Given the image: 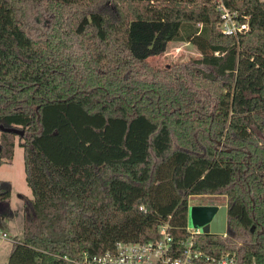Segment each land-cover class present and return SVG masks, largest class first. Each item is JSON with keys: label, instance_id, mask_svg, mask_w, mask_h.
Listing matches in <instances>:
<instances>
[{"label": "trees", "instance_id": "obj_1", "mask_svg": "<svg viewBox=\"0 0 264 264\" xmlns=\"http://www.w3.org/2000/svg\"><path fill=\"white\" fill-rule=\"evenodd\" d=\"M223 2L246 33L219 30L216 0H0V125L24 130L32 192L6 264H66L166 221L186 238L201 194L225 196L227 229L197 246L264 264V0ZM170 41L200 57L152 67ZM15 136L0 130V164Z\"/></svg>", "mask_w": 264, "mask_h": 264}, {"label": "built area", "instance_id": "obj_2", "mask_svg": "<svg viewBox=\"0 0 264 264\" xmlns=\"http://www.w3.org/2000/svg\"><path fill=\"white\" fill-rule=\"evenodd\" d=\"M220 12L219 30L225 35L238 36L249 30V16L238 19L237 13L231 11L223 2L216 0ZM187 237L176 240L170 233L168 221L158 227V237L148 241H116L111 249L92 254L82 251L77 257L63 256L66 264H233L234 254L214 255L197 246L195 236L199 231L189 232ZM223 235H226L223 234ZM1 238H7L5 232Z\"/></svg>", "mask_w": 264, "mask_h": 264}, {"label": "rangeland", "instance_id": "obj_3", "mask_svg": "<svg viewBox=\"0 0 264 264\" xmlns=\"http://www.w3.org/2000/svg\"><path fill=\"white\" fill-rule=\"evenodd\" d=\"M41 19V15H38ZM200 57V52L188 42L170 41L164 52L150 55L148 63L157 69L170 68L178 63L187 62ZM23 139L18 135L14 137V151L11 159L2 158L0 164V180L8 183L10 191L6 202L0 204V264H6L12 242L22 237V203L23 197L32 198V192L27 185L24 172L23 148L20 145ZM224 195L201 194L188 197V205H213L220 207L225 205ZM187 230L189 232L203 233L200 226L187 220ZM5 232L7 238H1V233ZM226 235H222L225 237Z\"/></svg>", "mask_w": 264, "mask_h": 264}, {"label": "water", "instance_id": "obj_4", "mask_svg": "<svg viewBox=\"0 0 264 264\" xmlns=\"http://www.w3.org/2000/svg\"><path fill=\"white\" fill-rule=\"evenodd\" d=\"M0 130L15 133L18 136L24 134V130L15 126L0 125ZM187 218L195 225L200 226L206 234L223 235L226 233L227 206L215 207L213 205L188 206Z\"/></svg>", "mask_w": 264, "mask_h": 264}, {"label": "crops", "instance_id": "obj_5", "mask_svg": "<svg viewBox=\"0 0 264 264\" xmlns=\"http://www.w3.org/2000/svg\"><path fill=\"white\" fill-rule=\"evenodd\" d=\"M11 249V248H10Z\"/></svg>", "mask_w": 264, "mask_h": 264}]
</instances>
